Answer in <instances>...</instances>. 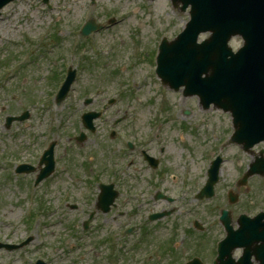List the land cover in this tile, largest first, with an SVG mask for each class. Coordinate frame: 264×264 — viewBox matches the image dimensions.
Masks as SVG:
<instances>
[{
  "label": "rangeland",
  "instance_id": "1",
  "mask_svg": "<svg viewBox=\"0 0 264 264\" xmlns=\"http://www.w3.org/2000/svg\"><path fill=\"white\" fill-rule=\"evenodd\" d=\"M49 6L43 0H18L2 10L0 19V242L20 245L31 239L22 249H1L0 264H35L38 258L49 264H109L112 254L115 264H134L123 255L130 249L124 231L131 226L138 230L144 221H127L125 217L113 221L110 216L95 215L92 222L96 227L85 231L83 225L94 211L97 182L110 183L112 176H120L124 169L121 142L110 137L117 119V128L131 136L143 132L149 123L163 122L168 147L164 163L179 177L178 183L169 180L164 185L166 191L172 187L171 194L178 198V214L174 221H160L157 232L162 238L175 237L181 248H188L185 256L192 257L199 248L194 245L205 242H209L212 255L213 242L223 237L217 222L220 210L249 215L264 210V181L250 179L247 188L238 190L243 200L233 207H227L223 197L196 198L205 183L210 158L220 155L228 160L219 187L226 196L228 187L234 188L243 177L254 154L229 144L233 134L230 115L204 111L196 98L163 89L155 74L154 55L163 37L173 40L183 30L188 11H179L169 0H97L96 6L91 0H49ZM89 19L104 29L84 38L80 31ZM112 19L114 24L109 23ZM231 45L236 49L241 42L233 40ZM69 68L77 72V78L66 100L58 105L55 94ZM90 99L93 101L86 107ZM112 100L116 103L105 119L97 121L99 133L88 134L81 124L82 114L101 110ZM187 111L191 113L188 117ZM24 112L29 113L28 120L6 127L8 117ZM82 131L88 140L79 146L75 137ZM146 133L148 130L143 135ZM47 140L57 143L61 166L53 179L34 190V176L16 175L14 163H35ZM261 150L264 145L254 151L259 154ZM90 156L94 158L92 167L88 165ZM64 164L70 166L71 175L79 176V184L71 181L67 172H59ZM136 165L140 168L139 162ZM90 168L95 169L92 179ZM117 183L123 193L128 190L124 181ZM65 196L68 205H77L78 210L58 206ZM125 204L121 197L119 207ZM31 213L34 216L28 218ZM194 216L200 219L204 232L189 221ZM137 237L139 231L131 238ZM112 239L117 240L113 251ZM147 246L146 241L142 250L132 255L139 260L149 250ZM170 261L162 254L151 263Z\"/></svg>",
  "mask_w": 264,
  "mask_h": 264
},
{
  "label": "water",
  "instance_id": "2",
  "mask_svg": "<svg viewBox=\"0 0 264 264\" xmlns=\"http://www.w3.org/2000/svg\"><path fill=\"white\" fill-rule=\"evenodd\" d=\"M11 1L1 0L0 10ZM184 2L193 6V23L179 42L161 47L159 75L178 90L190 88L207 106L231 112L234 140L252 147L264 140V0ZM196 20L204 22L196 26ZM208 31L211 38L198 45L199 35ZM237 35L245 37L246 46L234 55L228 42ZM237 235L247 243L264 242V222Z\"/></svg>",
  "mask_w": 264,
  "mask_h": 264
},
{
  "label": "flooded vegetation",
  "instance_id": "3",
  "mask_svg": "<svg viewBox=\"0 0 264 264\" xmlns=\"http://www.w3.org/2000/svg\"><path fill=\"white\" fill-rule=\"evenodd\" d=\"M115 124L117 125L118 123ZM163 125L164 124L161 122L149 123L147 127L143 128V132L148 130V133L145 135H143V132L138 133L139 136L135 145L129 146L128 144L127 146L121 147V154L123 157H125L126 161H129L131 156H135V159H137L136 161L132 160L129 162L127 168L128 170L119 171L120 176L117 174L112 176V182L106 184L100 182L101 180L97 182V194L94 203V210L97 209V200L100 194V189H103L101 186H113L118 195L116 201L111 206V209L106 212V215L110 216L113 221L117 217H125L127 218V221H146L142 230L143 232L140 234L141 238H131V236L136 231L135 226L127 228L128 230L126 233L133 231L131 234L127 235L125 237L126 240H124L127 243V247L130 248L129 253L131 256H135L132 255L133 252L142 250L143 244L147 241V247L149 249L147 252L156 251L158 252V255L164 254L165 256L170 257V264H189L190 262H193L194 259H199L200 262L194 261L192 264H211L208 242L194 245L195 247L199 246V248L196 249L194 256L189 257V255L185 256L189 254L188 248L187 251L186 247L181 248V243L176 242L174 240L175 237H169L167 239L162 238V236L157 232L156 225L159 223L158 221H174L173 217L178 214V207L175 206V204L178 202V198L171 194V190L173 189L172 187L169 188L170 190L166 191L164 182L170 180L172 184H176L179 181L172 172L168 171L170 166L165 164L167 162L166 156L164 160H161L159 157L165 153H168V147L166 144L167 139L162 133ZM142 126L144 127V125ZM153 127L157 128L154 136L152 135ZM161 135L164 136L163 143H165V146H162L160 142V144L158 143L159 137ZM111 136L113 138L115 137L113 134ZM181 140H184L183 136L181 137ZM137 162H139L140 168L136 165ZM92 172L94 173L93 170ZM117 181H124L123 187L125 188L126 186L128 189L127 191H124L125 193H123L122 190L118 188V183L116 184ZM143 182H145V187H143ZM188 182L189 180L184 183L186 184ZM204 182H206V179ZM140 189L141 191H139ZM203 189L204 187L202 186L196 195V198L200 199L201 201H204V198H206V196L202 194ZM222 190L223 189L221 188H219L218 191L216 190L212 200H220L223 197L228 203L227 207L231 206V203L229 202L231 199V194L227 192V195L223 196ZM121 197H124V203L126 204L119 207V201ZM129 202H131L130 210H126L128 208L126 205ZM162 203H164L166 206L163 207ZM120 208L121 211L117 213V210ZM226 210L229 211L231 215V217L227 218L226 220L231 221L232 225L237 228L239 217L243 213H236L229 209ZM223 211H225V209L220 210V215L217 218L218 224L222 223L221 216ZM98 214L102 215L101 212H98ZM189 221H200V219L194 216L190 218ZM83 225L85 229V223ZM94 227H96V225ZM90 228L91 226L89 225V228L85 229V231H88ZM215 244L218 245V242Z\"/></svg>",
  "mask_w": 264,
  "mask_h": 264
}]
</instances>
